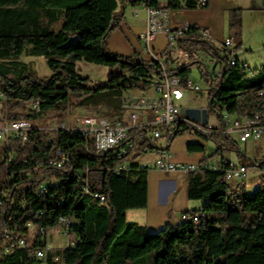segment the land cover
<instances>
[{
    "label": "trees",
    "instance_id": "16d2710c",
    "mask_svg": "<svg viewBox=\"0 0 264 264\" xmlns=\"http://www.w3.org/2000/svg\"><path fill=\"white\" fill-rule=\"evenodd\" d=\"M125 1L0 0V100L6 98L9 120H37L51 111L64 115L71 105L99 109L110 104L119 109L125 90L146 89L162 78L159 62L143 58L136 49L125 55L109 48L112 32L125 21ZM127 1L136 5L141 0ZM207 6H199L198 0H167L162 7ZM242 11H229L231 49L217 46L194 24L175 40L189 61L176 69L166 67L167 74L186 85L192 66L201 65L196 51L221 62L224 67L216 78L209 69L203 70L210 85L207 108L220 117L223 110L232 116L264 111V64L248 70L231 63L242 46ZM173 45L169 42L161 52L166 62ZM24 53L45 56L50 76L32 74L27 63L19 60ZM78 60L109 67L106 80L81 74ZM34 102L39 103V112L32 109ZM180 133L181 129L171 143ZM199 134L214 142V155L222 159L226 147L237 145L225 134ZM47 136L34 130L26 142L10 139L0 147V264H41L32 255L36 248L47 246L40 231L55 228L65 217L72 219L74 244L52 252L60 256V264H264V182L249 192L226 180L222 168L190 171L188 198L204 204L186 213L201 211L199 221L169 222L150 232L145 225L128 221L126 214L148 206L149 169L133 163L128 171L115 172L118 158L107 159L92 141L86 147L81 132L60 130L52 142ZM56 147L67 152V168L42 163ZM186 149L205 152L206 146L191 141ZM208 160L203 156L199 164ZM84 169H88V188L77 175ZM7 230L14 235H8L5 253ZM17 237L27 239L26 247H20ZM52 253L46 264H55Z\"/></svg>",
    "mask_w": 264,
    "mask_h": 264
},
{
    "label": "built area",
    "instance_id": "2783aa9c",
    "mask_svg": "<svg viewBox=\"0 0 264 264\" xmlns=\"http://www.w3.org/2000/svg\"><path fill=\"white\" fill-rule=\"evenodd\" d=\"M143 8L146 11V29L140 35L142 39V53L147 60H154L162 65L164 75L155 81L146 89H128L125 90L120 97L119 109H112L110 116L99 114V110L94 107H78L72 114V121L60 122L56 127L49 128L55 132L54 138H48V142H52L57 138L60 130H69L73 132H81L86 138V147L92 141L96 150L106 156L107 159L118 158L120 161L115 167V172L121 173L128 171L131 165L137 163L142 168L158 169L163 172H180L188 174L193 170L202 168L215 169V164L208 161L202 165L198 163H177L171 160V139L181 129V127L191 124L193 128L202 135L225 134L232 139L246 141L249 139H258L264 135V111L253 114V120L236 121L228 116V112H221L222 126L216 127L213 124H204L202 118L197 121L188 117L184 109L180 106V101L185 97L188 89L198 90V83H195L188 77L187 84L183 85L178 77L170 76L166 72V66L163 62L161 52H156L152 47V41L156 40L158 34L165 33L169 42H175L176 37L180 36L184 30L191 25L174 23L172 19V11L159 5V0H141ZM209 0H198L201 7L207 6ZM201 32L210 40L208 28L201 27ZM220 47L231 49L234 46L233 39L225 38ZM206 56L205 65H214L213 69H209L212 78L220 76L224 65L215 57L209 56L201 50H198L195 57L202 60ZM231 63L239 65L246 69L249 64L246 61L233 56ZM260 94H263L261 91ZM32 109L39 112L38 102L32 104ZM208 110V108H207ZM101 112V111H100ZM34 130H45V128L36 126L31 119H15L9 120L6 116V98L1 97L0 100V140L8 145L10 139H19L26 142L31 132ZM137 139H140L138 142ZM163 140L164 143L160 148H156V141ZM216 146V145H215ZM217 148V147H216ZM159 149L161 156L156 158L154 162L141 163L138 157L142 153H152ZM216 151V149H215ZM215 151L206 149L208 157L214 155ZM206 156V155H205ZM46 159L42 162L46 165L57 169L67 168L69 156L66 151L60 147H56L53 151L46 155ZM222 169L225 172L226 180H245L248 174V166L237 165L228 159H222ZM88 169L80 170L77 175L81 178L88 188ZM45 186L41 187L44 190ZM101 200H105L104 195H99ZM201 217L200 212H192L190 214L183 213L182 220H192L198 222ZM72 219L61 218L56 227L61 228L64 236L70 234V224ZM31 231L33 227L29 223ZM40 239L46 240L48 230L40 231ZM8 235H14L12 231L7 230L6 241L4 244V252H8L7 240ZM20 247H26L27 239L25 237H17ZM74 242L71 244L73 245ZM54 252L49 245L46 247L36 248L33 257L41 264H46L49 254ZM51 259L55 264H60L61 258L58 254H53Z\"/></svg>",
    "mask_w": 264,
    "mask_h": 264
},
{
    "label": "crops",
    "instance_id": "0c3cea01",
    "mask_svg": "<svg viewBox=\"0 0 264 264\" xmlns=\"http://www.w3.org/2000/svg\"><path fill=\"white\" fill-rule=\"evenodd\" d=\"M167 2V0H166ZM161 4L159 0V5L163 6L166 4ZM235 8H242V35L241 40L243 47L235 53V56L249 64V69L251 70L250 62L248 59V54L244 53V49L249 47L252 51L254 47L255 38L261 37L262 47H264V0H209V4L206 8L199 9H173L172 19L174 23L194 25L208 28L210 38L214 43L218 45L227 37H230L229 31V11ZM145 11V9L143 8ZM133 13L136 15V24H129L127 19L122 23L123 32L127 31L130 33L135 27L137 32V37L146 29V16L142 19L139 17V10L134 9ZM146 14V11H145ZM126 15V9H125ZM138 15V16H137ZM120 29V30H121ZM125 29V31H124ZM130 30V32H129ZM119 33L117 30L113 31ZM130 35H132L130 33ZM113 36H111L112 38ZM131 37V36H130ZM129 41L132 43L131 38ZM234 42V41H233ZM109 46L111 50H115V45H111V40L109 39ZM137 47L127 46V51L123 52L125 55H130L134 49ZM247 50V49H245ZM264 62L261 63L262 66ZM190 76V75H189ZM236 142L235 149L225 148L223 151L224 159H228L237 165L248 166V174L245 180L248 178L250 182H264V164L258 163L259 156L255 155L252 151L254 148L253 144L249 141H255L256 139H249L246 141H240L233 139ZM249 143V144H248ZM232 146V145H231ZM228 151H235L236 160L233 159L232 154ZM205 153L204 152H187L186 160L181 162L186 163H198ZM246 154H249L250 158H254L253 164H247ZM214 159L208 160L209 163L215 164V169L222 168V158L220 157L217 161ZM264 162V161H263ZM253 168V169H251ZM176 177V178H175ZM241 180H233L231 183L234 186H245V182ZM179 181V182H178ZM241 181V182H240ZM187 174L175 172L173 175H168V172H155L154 178L150 179L148 175V206L146 208L140 209H129L127 211V220L135 221L142 225H145L150 231V228L154 230L162 229L167 223H177L182 221V214L189 210H196L203 207L204 201L198 202L197 200H191L187 195ZM256 188V187H255ZM252 189L254 192L256 189ZM173 212H177L180 218L179 221H175Z\"/></svg>",
    "mask_w": 264,
    "mask_h": 264
},
{
    "label": "rangeland",
    "instance_id": "374dc122",
    "mask_svg": "<svg viewBox=\"0 0 264 264\" xmlns=\"http://www.w3.org/2000/svg\"><path fill=\"white\" fill-rule=\"evenodd\" d=\"M184 1V0H183ZM161 4H164L166 2V0H160ZM125 9H126V15L125 18L127 19V22L129 21V24H136V15L135 13H133L134 9H138L139 10V17L140 19L144 18L146 16L145 11L143 10V6L142 4H136V5H132L129 1H125ZM138 16V15H137ZM56 28L59 27V24H57L55 26ZM122 28V27H121ZM116 31V30H115ZM117 31L119 33H115L114 35L113 32L111 34V36H113L111 38L110 36V40H111V45L113 47V45H115V50H111L110 46V50L116 53H120V54H124L123 52L127 51V46L129 47H137V51L140 53V55L144 57L143 53H142V39L137 37V32L135 27L133 28V31L129 32L132 34L130 35V33H128L127 31H124L121 29H117ZM131 36V37H130ZM129 38H131L132 43L129 41ZM262 38H255V44L254 47H252V53L249 47H246L245 50L244 49V53L248 54V59L250 62V66H251V70H255L259 67H261V63L264 62V47H262V42H261ZM169 40L166 36L165 33H161L158 34L156 40L152 41V47L154 48V50L156 52H162V50L168 45ZM216 44V43H215ZM217 46L220 47V45H218V43L216 44ZM243 47V44H242ZM197 53V51H196ZM146 59V58H145ZM20 61H23L25 63H27V65L29 66V70L32 74L42 77V78H46L48 76H50L51 74V69L49 68L48 62H47V58L45 56H41V55H27L26 53L22 54L20 59ZM189 61L188 55L185 53V51L179 47H177V44L174 42L173 45V49L171 52V58L169 59L168 62H166L165 59H163V62L165 64V66L167 67V69H176L180 66H182L184 63H187ZM207 62L206 56L203 57V59L201 60V65L200 64H196L193 65L191 68V72H190V79H192L195 83H198L200 88L198 90H191L188 89V91H186L185 93V97L180 101V106L181 107H186V108H205L208 105V91L210 88L209 83L206 81V76L204 74L203 70L206 69H213L214 65H205V63ZM76 67L77 70L85 75V76H90L92 79L94 80H99V81H104L106 80L108 73L110 72V68L107 66H103V65H97L94 63H89L83 60H78L76 61ZM79 106H74L71 105L69 110L64 113V115H58L57 112L51 111L49 112L45 117L43 118H39L37 120H32L33 123L36 126L45 128V130H42L46 133H48L47 139L48 138H54L56 136L55 132L52 131L49 128H53L56 127L60 122H69V123H74L72 121V114L74 113V111L77 110ZM112 106L110 104H103L99 107V114H103L104 116H110L112 114ZM101 111V112H100ZM232 117V115H231ZM208 124H213L216 127H221L222 126V121L220 118V115L216 112L213 111L212 109H210V111L208 110V119H207V125ZM181 131L182 133L178 134L176 136V138L174 139L173 143L171 144L170 147V153H171V160L173 162H177V163H186V162H181L183 160H186L187 158V149H186V145L188 142L191 141H202L205 143L206 149H211V151H215L216 146L214 144L213 141L211 140H205L194 128L191 124L188 125V128L185 127H181ZM137 141L139 142L140 139H137ZM162 143H164L163 140L161 141H156V148H160V146L162 145ZM249 143L253 144V153H255V155L259 156L258 163H261L264 161V135L258 139H256L255 141H249ZM248 143V144H249ZM5 145L3 141L0 140V147ZM206 156H208V154L206 153V150L204 152ZM228 153L232 154V157L234 160H236V153L235 151H228ZM247 156L245 157L247 164L252 165L254 158H250L249 154H246ZM161 156V151L159 149H157L156 151L152 152V153H142L140 154L138 157V160L141 163H145V162H154V160L158 157ZM220 158L219 155H214L211 156L210 159H214L213 161H217ZM253 169V168H251ZM161 170L158 169H151L149 170V176L150 179L154 178L155 172H159ZM173 173L175 172H168V175H173ZM176 178V177H175ZM260 180V179H259ZM259 180L255 181V182H250V179H246L245 182H241V183H245V185H247V188L249 191H253L252 189H257L261 182H259ZM244 181V180H243ZM179 182V181H178ZM236 180L233 182L235 183ZM196 201V200H194ZM198 202H200L201 200H197ZM174 219L175 221H179L180 218L177 212H173ZM135 222V221H134ZM150 232H154V231H158V230H154V228H150ZM35 234V231H33V235ZM74 242V238L69 235L64 236L61 233V228L60 227H55L53 229L48 230V236H47V245L50 246V248L55 252L59 249H63L69 245H71Z\"/></svg>",
    "mask_w": 264,
    "mask_h": 264
},
{
    "label": "water",
    "instance_id": "95a60500",
    "mask_svg": "<svg viewBox=\"0 0 264 264\" xmlns=\"http://www.w3.org/2000/svg\"><path fill=\"white\" fill-rule=\"evenodd\" d=\"M185 114L194 119L199 121L201 118L203 120V123L205 124L208 119V110L207 107L199 109V108H185L184 109Z\"/></svg>",
    "mask_w": 264,
    "mask_h": 264
},
{
    "label": "bare ground",
    "instance_id": "6f19581e",
    "mask_svg": "<svg viewBox=\"0 0 264 264\" xmlns=\"http://www.w3.org/2000/svg\"><path fill=\"white\" fill-rule=\"evenodd\" d=\"M228 116H230V118H232L233 120H236V121L253 120V114H251V115H244V116L235 115V116H232V117H231V115H228ZM201 216H202V213H201Z\"/></svg>",
    "mask_w": 264,
    "mask_h": 264
}]
</instances>
